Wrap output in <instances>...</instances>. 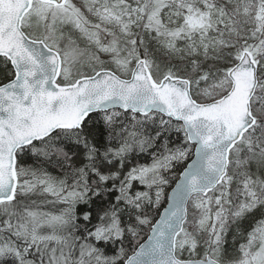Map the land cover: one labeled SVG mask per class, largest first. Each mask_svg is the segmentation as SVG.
<instances>
[{
  "label": "snow or ice",
  "instance_id": "snow-or-ice-1",
  "mask_svg": "<svg viewBox=\"0 0 264 264\" xmlns=\"http://www.w3.org/2000/svg\"><path fill=\"white\" fill-rule=\"evenodd\" d=\"M0 264H264V0H0Z\"/></svg>",
  "mask_w": 264,
  "mask_h": 264
},
{
  "label": "trees",
  "instance_id": "trees-1",
  "mask_svg": "<svg viewBox=\"0 0 264 264\" xmlns=\"http://www.w3.org/2000/svg\"><path fill=\"white\" fill-rule=\"evenodd\" d=\"M165 204H166V203H163V204H162V207H161V209H160V210H162V209L164 208Z\"/></svg>",
  "mask_w": 264,
  "mask_h": 264
},
{
  "label": "water",
  "instance_id": "water-1",
  "mask_svg": "<svg viewBox=\"0 0 264 264\" xmlns=\"http://www.w3.org/2000/svg\"><path fill=\"white\" fill-rule=\"evenodd\" d=\"M167 206V204L165 205V207ZM162 211H163V209H162Z\"/></svg>",
  "mask_w": 264,
  "mask_h": 264
}]
</instances>
